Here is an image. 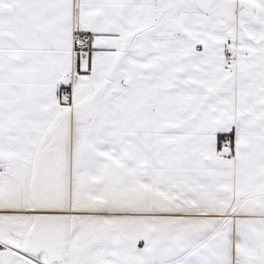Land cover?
<instances>
[{"label":"snow or ice","instance_id":"obj_1","mask_svg":"<svg viewBox=\"0 0 264 264\" xmlns=\"http://www.w3.org/2000/svg\"><path fill=\"white\" fill-rule=\"evenodd\" d=\"M0 264H264V0H0Z\"/></svg>","mask_w":264,"mask_h":264}]
</instances>
